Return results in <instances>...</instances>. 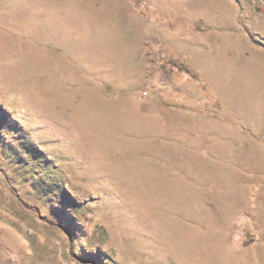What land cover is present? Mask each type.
<instances>
[{"label":"rangeland","instance_id":"1","mask_svg":"<svg viewBox=\"0 0 264 264\" xmlns=\"http://www.w3.org/2000/svg\"><path fill=\"white\" fill-rule=\"evenodd\" d=\"M209 1L0 0V264H264V0Z\"/></svg>","mask_w":264,"mask_h":264},{"label":"crops","instance_id":"2","mask_svg":"<svg viewBox=\"0 0 264 264\" xmlns=\"http://www.w3.org/2000/svg\"><path fill=\"white\" fill-rule=\"evenodd\" d=\"M213 1V0H212ZM224 0H214L213 2H208V5H210V7L205 10V11H201V14H204L205 16H200V18H202L203 20H201L200 22H202L205 26L206 31H212V30H216L218 29L216 25H214L215 23L213 22L216 19V15L221 12V16L223 18H225L226 16V11H225V7L223 5ZM155 8V17L156 19H159L160 16H162V12L160 10V8L158 9L156 6H153ZM205 12V13H204ZM212 20V22H210V24H208L207 22ZM206 21V22H205ZM192 21H190L191 23ZM193 23V22H192ZM198 32H192V33H199ZM188 35V34H187ZM186 36V35H183Z\"/></svg>","mask_w":264,"mask_h":264},{"label":"trees","instance_id":"3","mask_svg":"<svg viewBox=\"0 0 264 264\" xmlns=\"http://www.w3.org/2000/svg\"><path fill=\"white\" fill-rule=\"evenodd\" d=\"M138 1V0H136ZM185 31L183 30L181 32V35H187L189 33H192V32H198V31H201V30H204L205 29V26L202 22H198V23H189L187 26L184 27ZM187 71H189L187 69Z\"/></svg>","mask_w":264,"mask_h":264},{"label":"bare ground","instance_id":"4","mask_svg":"<svg viewBox=\"0 0 264 264\" xmlns=\"http://www.w3.org/2000/svg\"><path fill=\"white\" fill-rule=\"evenodd\" d=\"M254 257H255V259H258V258L256 257V255H255Z\"/></svg>","mask_w":264,"mask_h":264}]
</instances>
